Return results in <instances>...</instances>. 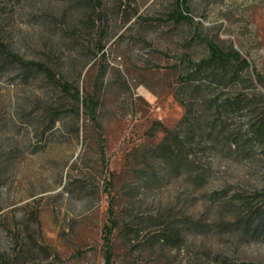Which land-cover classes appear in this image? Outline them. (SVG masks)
I'll return each instance as SVG.
<instances>
[{
	"label": "rangeland",
	"instance_id": "1",
	"mask_svg": "<svg viewBox=\"0 0 264 264\" xmlns=\"http://www.w3.org/2000/svg\"><path fill=\"white\" fill-rule=\"evenodd\" d=\"M110 216L114 264H264V0H0V264Z\"/></svg>",
	"mask_w": 264,
	"mask_h": 264
},
{
	"label": "trees",
	"instance_id": "2",
	"mask_svg": "<svg viewBox=\"0 0 264 264\" xmlns=\"http://www.w3.org/2000/svg\"><path fill=\"white\" fill-rule=\"evenodd\" d=\"M178 20H183L184 17L180 16L177 18ZM218 51V50H217ZM218 56L220 59H225L227 56L222 55L221 53H218ZM14 57L16 58L17 61L19 62H23L22 59L18 56V55H14ZM31 64L36 65V66H43L40 63H34L31 62ZM48 76H51L50 72L47 73ZM110 212L111 215H113V209H112V205L110 206ZM112 216H110V220H111V225L107 227L106 229V234L104 236V245H105V249H106V264H114V260H113V244H112V239H111V235H112V231L114 228V224H113V220H112Z\"/></svg>",
	"mask_w": 264,
	"mask_h": 264
}]
</instances>
